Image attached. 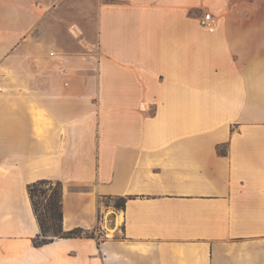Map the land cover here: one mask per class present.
I'll return each instance as SVG.
<instances>
[{
    "label": "crops",
    "instance_id": "obj_1",
    "mask_svg": "<svg viewBox=\"0 0 264 264\" xmlns=\"http://www.w3.org/2000/svg\"><path fill=\"white\" fill-rule=\"evenodd\" d=\"M0 264H264V0H0Z\"/></svg>",
    "mask_w": 264,
    "mask_h": 264
},
{
    "label": "trees",
    "instance_id": "obj_2",
    "mask_svg": "<svg viewBox=\"0 0 264 264\" xmlns=\"http://www.w3.org/2000/svg\"><path fill=\"white\" fill-rule=\"evenodd\" d=\"M220 152V151H219ZM54 183V189L50 193L41 189L43 186ZM40 188V189H38ZM28 194L32 203L34 215L40 227V233L33 239V245L40 247L49 244L54 237L57 238H91L93 232L75 228L70 231L62 229V185L60 182L40 180L28 186ZM40 198L41 201L37 199ZM114 205L116 209L124 207V198H117Z\"/></svg>",
    "mask_w": 264,
    "mask_h": 264
},
{
    "label": "built area",
    "instance_id": "obj_3",
    "mask_svg": "<svg viewBox=\"0 0 264 264\" xmlns=\"http://www.w3.org/2000/svg\"><path fill=\"white\" fill-rule=\"evenodd\" d=\"M199 23L201 27L204 28H215L216 20L213 15L209 12H204L203 15L199 18Z\"/></svg>",
    "mask_w": 264,
    "mask_h": 264
},
{
    "label": "rangeland",
    "instance_id": "obj_4",
    "mask_svg": "<svg viewBox=\"0 0 264 264\" xmlns=\"http://www.w3.org/2000/svg\"><path fill=\"white\" fill-rule=\"evenodd\" d=\"M38 189H40V188H38ZM41 189L47 190V191H48L47 193H50L51 190L54 189V183H52V184H50V185L43 186ZM37 200H38V201H41L40 198H38ZM116 202H117V200H116V199H113V200L111 201V205L114 207V205L116 204Z\"/></svg>",
    "mask_w": 264,
    "mask_h": 264
},
{
    "label": "bare ground",
    "instance_id": "obj_5",
    "mask_svg": "<svg viewBox=\"0 0 264 264\" xmlns=\"http://www.w3.org/2000/svg\"><path fill=\"white\" fill-rule=\"evenodd\" d=\"M111 234V233H110Z\"/></svg>",
    "mask_w": 264,
    "mask_h": 264
}]
</instances>
